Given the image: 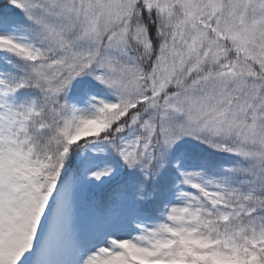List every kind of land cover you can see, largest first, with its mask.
<instances>
[{"label": "snow or ice", "instance_id": "1", "mask_svg": "<svg viewBox=\"0 0 264 264\" xmlns=\"http://www.w3.org/2000/svg\"><path fill=\"white\" fill-rule=\"evenodd\" d=\"M0 264H264V0H0Z\"/></svg>", "mask_w": 264, "mask_h": 264}]
</instances>
